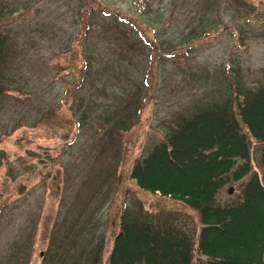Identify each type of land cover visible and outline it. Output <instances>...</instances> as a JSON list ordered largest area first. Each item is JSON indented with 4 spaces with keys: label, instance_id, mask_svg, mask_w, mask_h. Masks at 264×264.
Wrapping results in <instances>:
<instances>
[{
    "label": "rangeland",
    "instance_id": "rangeland-1",
    "mask_svg": "<svg viewBox=\"0 0 264 264\" xmlns=\"http://www.w3.org/2000/svg\"><path fill=\"white\" fill-rule=\"evenodd\" d=\"M0 34V264H110L124 215L174 225L205 260L198 211L131 175L173 126L264 86V0H0Z\"/></svg>",
    "mask_w": 264,
    "mask_h": 264
},
{
    "label": "trees",
    "instance_id": "trees-1",
    "mask_svg": "<svg viewBox=\"0 0 264 264\" xmlns=\"http://www.w3.org/2000/svg\"><path fill=\"white\" fill-rule=\"evenodd\" d=\"M82 18L80 41L87 23ZM128 45L120 44L125 60ZM7 46V37L0 34V95L8 91L2 80ZM82 71L73 90L82 86ZM237 109L229 98L222 105L197 111L192 119L173 126L132 171L142 190L183 200L198 211L202 228L197 251L205 257L198 264H264V86L244 97ZM251 137L263 146L257 171ZM247 176L251 178L235 202L225 207L213 204L227 184ZM193 253L191 237L174 225H155L140 215H124L110 264H193ZM98 262L97 258L94 264Z\"/></svg>",
    "mask_w": 264,
    "mask_h": 264
}]
</instances>
